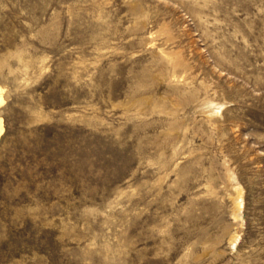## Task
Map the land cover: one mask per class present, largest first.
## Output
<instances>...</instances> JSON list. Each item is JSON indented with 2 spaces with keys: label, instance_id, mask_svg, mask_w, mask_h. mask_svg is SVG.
<instances>
[{
  "label": "rangeland",
  "instance_id": "rangeland-1",
  "mask_svg": "<svg viewBox=\"0 0 264 264\" xmlns=\"http://www.w3.org/2000/svg\"><path fill=\"white\" fill-rule=\"evenodd\" d=\"M0 86V264H264V0H0Z\"/></svg>",
  "mask_w": 264,
  "mask_h": 264
},
{
  "label": "clouds",
  "instance_id": "clouds-1",
  "mask_svg": "<svg viewBox=\"0 0 264 264\" xmlns=\"http://www.w3.org/2000/svg\"><path fill=\"white\" fill-rule=\"evenodd\" d=\"M221 107H222V105L208 101V102H204L201 104V111L205 112L208 115L214 116L217 114V110Z\"/></svg>",
  "mask_w": 264,
  "mask_h": 264
},
{
  "label": "bare ground",
  "instance_id": "bare-ground-1",
  "mask_svg": "<svg viewBox=\"0 0 264 264\" xmlns=\"http://www.w3.org/2000/svg\"><path fill=\"white\" fill-rule=\"evenodd\" d=\"M5 100L6 98L4 95V88L0 86V107L4 104ZM3 133H4V124H3V119L0 118V139Z\"/></svg>",
  "mask_w": 264,
  "mask_h": 264
}]
</instances>
